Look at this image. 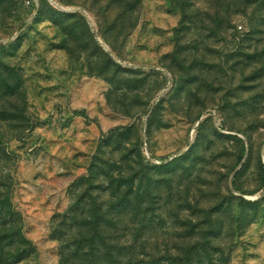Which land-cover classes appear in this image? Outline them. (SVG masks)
Instances as JSON below:
<instances>
[{"label":"rangeland","instance_id":"rangeland-1","mask_svg":"<svg viewBox=\"0 0 264 264\" xmlns=\"http://www.w3.org/2000/svg\"><path fill=\"white\" fill-rule=\"evenodd\" d=\"M261 164L264 0H0V264L98 218L264 264Z\"/></svg>","mask_w":264,"mask_h":264},{"label":"trees","instance_id":"trees-1","mask_svg":"<svg viewBox=\"0 0 264 264\" xmlns=\"http://www.w3.org/2000/svg\"><path fill=\"white\" fill-rule=\"evenodd\" d=\"M261 169L264 173V165L262 164ZM98 219L96 223L85 221L81 225L82 231H76L79 239H75L70 245L64 247L61 264H164L165 262L170 264H203L202 261H199L201 250L195 246L190 247L186 255H184L183 249H176L174 254L168 256L162 255V251L158 247L148 249L143 245V242L141 243L143 231L139 233V230L131 231L128 234L131 242L125 241L123 244H116V240L120 237H107L106 227L100 225ZM146 220L141 223L143 230L146 229ZM110 229L114 230V227H110ZM205 236V234L200 235L202 238H207ZM109 240L113 243H108ZM22 242L25 241L22 240ZM203 250L207 252L206 249Z\"/></svg>","mask_w":264,"mask_h":264}]
</instances>
